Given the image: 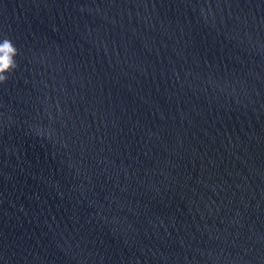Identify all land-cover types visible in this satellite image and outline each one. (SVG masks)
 I'll return each mask as SVG.
<instances>
[{
  "label": "water",
  "instance_id": "obj_1",
  "mask_svg": "<svg viewBox=\"0 0 264 264\" xmlns=\"http://www.w3.org/2000/svg\"><path fill=\"white\" fill-rule=\"evenodd\" d=\"M0 264H264V0H0Z\"/></svg>",
  "mask_w": 264,
  "mask_h": 264
},
{
  "label": "clouds",
  "instance_id": "obj_2",
  "mask_svg": "<svg viewBox=\"0 0 264 264\" xmlns=\"http://www.w3.org/2000/svg\"><path fill=\"white\" fill-rule=\"evenodd\" d=\"M17 50L8 39L0 41V82L5 81L9 74L17 67L14 57Z\"/></svg>",
  "mask_w": 264,
  "mask_h": 264
}]
</instances>
